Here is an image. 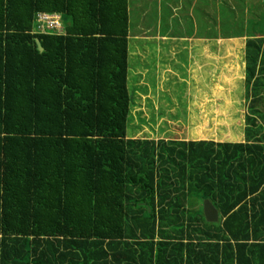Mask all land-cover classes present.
<instances>
[{"label": "trees", "instance_id": "16d2710c", "mask_svg": "<svg viewBox=\"0 0 264 264\" xmlns=\"http://www.w3.org/2000/svg\"><path fill=\"white\" fill-rule=\"evenodd\" d=\"M257 27L226 37H245L243 141L135 139L128 0H0V264H264Z\"/></svg>", "mask_w": 264, "mask_h": 264}, {"label": "rangeland", "instance_id": "374dc122", "mask_svg": "<svg viewBox=\"0 0 264 264\" xmlns=\"http://www.w3.org/2000/svg\"><path fill=\"white\" fill-rule=\"evenodd\" d=\"M181 2L182 0H165L163 7L171 6V4L176 6ZM218 3L219 19L216 27L212 25L213 21H206L204 17L202 23L205 22V26H198L196 13L194 18L197 20V26L192 27L190 21L185 19L184 12L177 8L169 14H176V18H167V11H163V18H160L157 15V9L155 12L154 5L150 6L151 10L146 17L139 21L138 29L130 26L131 32L139 30L140 33H144L147 23H150L152 25L150 29L154 33L158 31L160 34L166 33L165 35L176 37L193 35L200 39H207L209 53L213 51L212 54H215L216 60L209 56L207 59L203 58L205 54L202 56L203 50H199L195 63L197 65L194 67L195 74L191 79L188 69L191 61L187 58V51L178 45V54H174V57L178 58V63L169 64L172 74L177 73L175 78L170 75H161L159 71V75H156L152 70L146 78L141 79L146 89L143 82H137L143 87L144 93L141 90L135 93V106L131 109L132 115L128 119V137L165 141L175 139L190 141L202 138L225 141L230 140L232 135L234 139L230 141H243L246 110L242 102H244L245 89L241 80L234 82L231 78H235L232 75L240 71L245 37H226L236 35L235 33L240 30H244V35H247L249 32L255 33L260 29L257 27L253 31L252 27L256 24L257 26L264 24V19L260 23V19L264 16V2L263 0H218ZM205 4L207 0H201L198 4L203 15L209 13V6ZM243 8L245 11L248 9L245 22L249 20L253 23L243 24L244 28H240L237 25ZM256 8H258V14L255 13ZM136 16H139V13L136 12ZM222 19L228 25H223ZM59 23L60 29L54 30L61 32L63 20L60 19ZM216 39L222 40L216 42ZM229 44L235 46V51L231 48L223 49ZM128 73L127 87L132 89V80H138L139 77H133L129 70ZM226 102H228L227 105L232 106H227ZM159 117L165 120H157Z\"/></svg>", "mask_w": 264, "mask_h": 264}, {"label": "crops", "instance_id": "0c3cea01", "mask_svg": "<svg viewBox=\"0 0 264 264\" xmlns=\"http://www.w3.org/2000/svg\"><path fill=\"white\" fill-rule=\"evenodd\" d=\"M165 0H128V13H129V25L132 28H139L140 23L143 18L146 17L149 10H151L152 5L155 6V12L157 9L158 17L163 18V11H167L168 15L167 18H176V14L169 15L170 11L174 10V8L181 9L184 12V17L187 21H190L192 27L197 26V20L194 18L195 13L198 17L199 24L198 26H205V22L202 23L203 17L206 21H213L212 25H218V7L219 3L218 0H207L206 6H209V13H203L199 10L198 4L201 0H182L181 3L174 6L163 7V2ZM195 1V2H194ZM257 1V0H255ZM264 2V0H263ZM227 5V4H226ZM205 6V7H206ZM204 7V8H205ZM256 10V9H255ZM248 11V9H247ZM136 12L139 13V16H136ZM175 12V11H173ZM138 22V23H136ZM161 24V22H160ZM146 29L143 31L144 33H140L139 30H134L131 32L129 29L128 35V59H129V72L133 75V77H139V79L132 80V89L131 93H133V103L131 109L135 106V93L139 90L144 93L143 87L138 84L137 82H143L142 78H146L147 74L152 70L159 75H170L173 78L176 77L177 73H173L170 70L169 64L174 62L175 64L178 63V58L174 57V54L177 55V47L178 45L184 48L187 51V58L190 59L189 64V73L191 79L193 78L195 71L194 67H196V58H198V51H202L203 58L209 56V58H213L216 60L215 54L213 55V51L209 53V45L207 39H200V37H196L193 35L189 36H170L160 34L158 31L153 32L150 28L152 25L147 23ZM235 38V37H234ZM240 38V37H239ZM244 38V37H243ZM222 40V39H219ZM216 39V42L219 41ZM181 43H184L183 45ZM175 52V53H174ZM168 55L169 57H164ZM202 58V59H203ZM200 63V67H201ZM155 68V69H154ZM200 69V68H199ZM159 71V72H158ZM129 75V73H128ZM128 77V76H127ZM141 80V81H140ZM146 89V85L143 82ZM137 98V97H136ZM132 115V114H131ZM157 120L163 121V117H159ZM133 137V136H131ZM206 138L198 139V140H205ZM180 140V139H177Z\"/></svg>", "mask_w": 264, "mask_h": 264}, {"label": "built area", "instance_id": "2783aa9c", "mask_svg": "<svg viewBox=\"0 0 264 264\" xmlns=\"http://www.w3.org/2000/svg\"><path fill=\"white\" fill-rule=\"evenodd\" d=\"M60 16L59 14H37L38 25L36 27L37 32H44L45 30L60 29Z\"/></svg>", "mask_w": 264, "mask_h": 264}, {"label": "water", "instance_id": "95a60500", "mask_svg": "<svg viewBox=\"0 0 264 264\" xmlns=\"http://www.w3.org/2000/svg\"><path fill=\"white\" fill-rule=\"evenodd\" d=\"M39 51H42V47L38 40L35 41ZM202 212L205 221L208 223H216L219 218L218 210L209 199L202 200Z\"/></svg>", "mask_w": 264, "mask_h": 264}]
</instances>
